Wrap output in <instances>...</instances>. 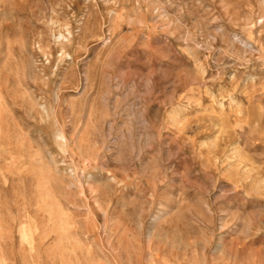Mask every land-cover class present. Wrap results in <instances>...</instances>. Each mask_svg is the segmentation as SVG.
<instances>
[{"label": "rangeland", "instance_id": "rangeland-1", "mask_svg": "<svg viewBox=\"0 0 264 264\" xmlns=\"http://www.w3.org/2000/svg\"><path fill=\"white\" fill-rule=\"evenodd\" d=\"M0 264H264V0H0Z\"/></svg>", "mask_w": 264, "mask_h": 264}]
</instances>
